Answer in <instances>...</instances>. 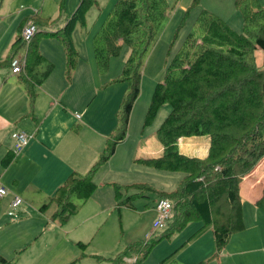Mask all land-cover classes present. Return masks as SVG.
Returning a JSON list of instances; mask_svg holds the SVG:
<instances>
[{
  "label": "trees",
  "instance_id": "trees-1",
  "mask_svg": "<svg viewBox=\"0 0 264 264\" xmlns=\"http://www.w3.org/2000/svg\"><path fill=\"white\" fill-rule=\"evenodd\" d=\"M234 2L243 20V32H236L219 15L202 10L192 31L169 61L146 116L145 127L153 123L165 104L172 107L158 131L164 147L163 155L139 162L159 171L182 173L183 179L171 192L160 191L144 183L114 184L118 207L134 209V200L138 196L156 193L160 199L173 204L170 220L148 239L126 246L115 257L94 256L99 261L140 264L161 242L171 240L192 223L202 224L201 229L158 264H175L178 251L206 230L213 232L215 253L212 259H216L223 254L233 236L246 230L241 184L264 159V69L256 62L257 50L264 49V5L259 0ZM95 4L97 0H82L66 25L57 31L43 30L50 20L39 14L22 20L20 34L8 58L0 62V70L11 67L19 49H26V67L17 75L29 98L30 116L39 95L38 87L55 68L42 54L41 40L46 37L61 42L66 55L65 76L71 84L82 59L73 34L78 25H86L87 12ZM200 5L201 0H192L186 17ZM168 14L167 0H118L94 35L93 48L98 71L102 74L108 72L112 58L118 57L124 46L130 48L122 74L113 81L126 83L128 88L117 112L119 125L107 137L97 162L83 176L71 173L51 198V202L58 206L52 218L61 224H66L79 212L73 197L87 202L93 196L97 190V173L127 139L133 108L141 94L145 59L161 34ZM29 20L36 24L37 33L26 47L22 31ZM200 136L210 138L207 157H189L180 152L179 141L182 138ZM15 158L12 151L2 160V166L8 168ZM123 189L138 192L123 200ZM48 205L41 209L45 210ZM256 206L264 212V192ZM77 246L81 254L69 264H78L88 256L89 244L77 243ZM0 262L16 264L2 256Z\"/></svg>",
  "mask_w": 264,
  "mask_h": 264
},
{
  "label": "crops",
  "instance_id": "crops-1",
  "mask_svg": "<svg viewBox=\"0 0 264 264\" xmlns=\"http://www.w3.org/2000/svg\"><path fill=\"white\" fill-rule=\"evenodd\" d=\"M0 6L1 10L5 6L3 15H0V62H2L10 55L13 45V35L9 31L12 25V22L9 24V19H13V17L9 18V14H7L9 12V0H4ZM232 13L222 12V15L219 16L227 22H234L238 31L240 27L236 22L243 24V20L239 12L238 14ZM10 39L12 40L10 41ZM63 49L56 45L54 57L42 52L43 56L55 65V68L43 85L38 87L39 95L31 116L29 115L31 110L29 98L22 84L19 80L16 82L9 77L11 74H17L12 72L11 67L0 70V164L7 155L12 154L13 143L10 136L12 132L18 131L17 128L15 129L18 122L21 119L32 117L39 125L38 120H42L40 127L32 133L30 143L21 155L16 157L8 168L0 170V184L8 189L7 196L0 200V256L6 260L15 261L16 264H69L81 254L77 243H93L90 240L91 228L87 227V218H92V216L86 211L81 217L79 210L75 218L73 216L66 224H61L54 220L52 215L49 217L42 212L46 209L39 210L38 213L35 202L32 200L30 203L22 200L19 206H13L16 197L22 199L23 194L29 193L30 190L34 193H43V201L46 202L55 195L59 186L71 173L76 172L82 175L88 172L105 146L107 136L115 128L110 117L106 115L104 120L100 122V129H83L80 133L74 131V123L71 117L63 111L73 110L75 114L77 113V105L81 103L77 98L80 95L85 98L92 88L94 90L95 77L92 65L82 58L73 76V81L69 84L65 76L66 57ZM259 51H264V49L257 50L256 60ZM257 64L264 69V63ZM76 89L78 91H75ZM94 96L86 103L93 102ZM44 101H47L48 104L45 114L42 113L41 108V104L45 103ZM137 103L134 105L132 118ZM75 119L81 122L79 126H83V124L89 126L87 119L83 116L78 119L76 114ZM25 125L28 126L29 123ZM130 132L131 123L129 137L131 136ZM85 139L88 145L84 143ZM182 139L179 143V150L182 154L198 158H205L209 154L210 141L200 140L199 144L196 142L191 144L186 140L187 138ZM126 140L118 146L115 155L102 170L111 167L110 162L119 160L122 149L128 150V147L125 146ZM149 156L152 155L147 154V157ZM73 157L78 159L74 160ZM126 158L128 160L130 156L127 155ZM128 165L130 164L124 162L119 164V173L130 172L135 176V180L140 182L151 175V172H143L139 168L130 169ZM176 174L160 176V179L158 175H155L156 179L154 180H160V183L152 184L158 190L171 192L177 188L184 177L180 173V176L176 178L174 176ZM99 187L100 184L97 185V190ZM263 192L264 159L241 184L240 194L243 200L246 230L233 236L223 254L216 259H212L215 253L213 232L206 230L202 235L189 242L185 248L178 251L179 255L175 257L178 261L177 264H198L201 262H206L205 264H264V212L256 206ZM98 197L100 203H95L99 207L112 206L114 199L110 193H101ZM147 213H151L155 217L157 212L154 207ZM103 214L104 211H101V216ZM33 215H40V218L34 223H32ZM195 224V228H189L191 230H187L189 232H186L187 234L181 240H177L175 246L166 247L167 251L172 253L175 248L182 246L194 236L202 227L200 223ZM192 225L194 223L188 227H192ZM180 234L182 235V233ZM170 253H166L165 256H170ZM165 256L162 258L165 259ZM86 258L79 263H82Z\"/></svg>",
  "mask_w": 264,
  "mask_h": 264
},
{
  "label": "rangeland",
  "instance_id": "rangeland-1",
  "mask_svg": "<svg viewBox=\"0 0 264 264\" xmlns=\"http://www.w3.org/2000/svg\"><path fill=\"white\" fill-rule=\"evenodd\" d=\"M259 1L262 5H264V0ZM117 2L118 0H97V4L93 5L87 12L86 25H78L73 34L74 43L81 54V57L87 60L90 65H92L95 77L93 84L94 90L90 87L91 90L88 92V96L86 95L85 98H82L80 95L77 98L81 103L77 105L78 109L76 110V114L80 115L81 118L83 116L85 119H87L89 126H84V124V127L79 126L81 122L78 120L76 121L75 111H63L65 114H69L71 117L72 122L74 123V131L76 133L82 132L83 129H100V122L104 120L106 115L110 117L112 123H114L115 128L111 131V133H113L119 125L117 112L126 94L128 85L122 82L113 83V81L122 74L131 50L128 46H124L121 54L118 57L112 58L108 72L102 74L98 71L96 56L93 48L94 35L99 31L103 22L109 15L110 11L115 7ZM201 2V5L190 11L189 15L186 17V11L190 8L192 0H167L169 5L168 18L163 24L161 34L159 35L156 43L150 49L145 59L141 78V94L137 100L138 103L136 102L137 106L134 117H131V136H128L125 143V146L128 147V150L126 151L125 149H122L118 161L114 160L112 163L110 162L111 167L102 170V168L106 167V165L109 163L108 162L101 168L102 171L100 170L97 173L98 175L95 177V182L96 185L100 184V187L87 202L80 201L76 197H73V202L79 206V210L81 211L80 216L83 217L85 211L92 216V218H87V227L91 228L90 240H92L93 243H89L90 248L88 249L87 253L88 257L79 264H109L107 261H99L94 256H103L105 258L115 257L121 251H123L126 246L136 241L148 239V237H150L157 230H161V228L156 230L151 226L152 222L157 219V213L155 217H153L151 213H147L148 210H153L154 207L156 211L159 202L162 200L158 194L148 193L146 196H138L134 200V209H130L125 206L118 207V201L116 199L117 193L114 184L133 185L135 183H144L153 186L152 183H160V180H154L156 179L155 175H158L160 179V176H170L175 174L152 169L142 165L139 162L141 159L158 158L163 155L164 147L158 131L165 119L171 113L172 107L170 104H165L160 109L153 123L145 127L144 124L154 91L158 83L163 81L169 61L175 56L189 33L192 31L193 25L202 10H209L217 15H222V12H236L237 14L239 12L236 10L234 0H201ZM1 3H4V0H0V4ZM81 3L82 0H9V12L7 14H9V18L13 17V19H9V24L12 22L11 29L9 31L13 35V40L10 39V41L12 40L14 43L16 37L19 36V27L24 18L39 14L40 17L50 20L48 25L43 27V30L57 31L66 25L67 19L76 12ZM5 6L1 10L0 15H3ZM236 23L240 27V30L238 31L234 26V22H228L231 27L236 29V32L242 33L243 24H239V22ZM56 45L63 48L61 42L58 39L44 37L40 42V50L41 52L54 57V47ZM43 48L44 50L42 51ZM25 52L26 49H19L16 58H22ZM256 62L260 64L264 63V51L258 52ZM45 67L46 66H44L42 70H44ZM9 77L10 79L13 78L16 82L19 80L18 75L11 74ZM75 91H78V89ZM93 95H95L92 98L93 102L89 104L86 103V101H88ZM44 102L45 103L41 104V108L42 113L45 114L48 104L47 101ZM50 103L52 104V102ZM38 121L39 125L32 117H27L25 119H21L18 122L17 126L15 127V129L17 128L18 131L12 132L10 136L13 147L14 140L12 136L22 131L26 132L29 136H32V133L41 125L40 122L42 120L39 119ZM26 123H29V125L26 126ZM91 134L93 133L91 132ZM186 140L191 142V144L194 142L199 144L201 142L200 140H207L209 142L210 138L208 136H200L192 138L190 137ZM84 143L88 145L86 139L84 140ZM105 146L103 147L102 151L104 150ZM79 153L81 152L79 151ZM147 154L152 156L147 157ZM127 155L130 156L128 160L126 158ZM99 157L100 154L97 156V160ZM73 158L74 160L78 159L75 157ZM123 162L125 164H130L128 165L130 169L139 168L140 170H143V172H151V175L144 178L145 180L141 182L136 181L135 176L130 172L119 173L120 170L118 165ZM3 169L4 167L2 164H0V170ZM85 174H87V172ZM85 174L79 175L83 176ZM174 176L177 178V176H180V173H177ZM106 182H109V184H106ZM153 187L156 188L155 186ZM136 192L134 190L128 191L123 189V200L128 196L137 194ZM101 193H110V196L112 195L114 201L111 207H107L106 205L99 207V205L95 203H100L98 196ZM43 197V193H34L32 190H30L29 193L23 194L22 200L27 201V203H30V200L34 201L35 208L38 213L39 210H42L41 207L43 205L49 204L46 210L42 212L45 213L46 216H53L58 210L57 204L51 202L50 198L44 202ZM86 203L87 205L85 206ZM101 211H104L102 216ZM39 216L40 215H33L32 223L36 222V220L40 218ZM73 218H75V215ZM195 226L196 224L194 223L192 227L186 228L183 231L184 233L182 232V235L178 234L171 240H165L161 242L159 246L153 250L151 255L140 264L160 263L164 259L162 256H165L166 253H170L167 251L166 247L169 248V246H175L177 240H181V238L187 234L186 232H189L187 230H191L192 228H195ZM180 246L175 248L170 254L175 253ZM178 255L179 252L177 253V256ZM166 257L167 256H165V258ZM175 262L178 263L176 258ZM0 264L2 263L0 262Z\"/></svg>",
  "mask_w": 264,
  "mask_h": 264
},
{
  "label": "built area",
  "instance_id": "built-area-1",
  "mask_svg": "<svg viewBox=\"0 0 264 264\" xmlns=\"http://www.w3.org/2000/svg\"><path fill=\"white\" fill-rule=\"evenodd\" d=\"M37 33L36 24L29 20L23 28L22 38L26 43V47H28L33 39V37ZM27 63V52H25L22 58H15L12 62L11 68L14 74L21 73L26 67ZM78 119H81L80 115H77ZM31 136H29L26 132H18L13 135L14 147L13 154L18 157L21 153L26 149L29 145ZM8 194V189L0 184V200L3 199ZM22 203V199L20 197H16L13 202V206L17 207ZM157 219L153 222L152 227L154 229L162 228L166 225V223L170 220L172 212H173V204L165 199H162L157 206Z\"/></svg>",
  "mask_w": 264,
  "mask_h": 264
}]
</instances>
